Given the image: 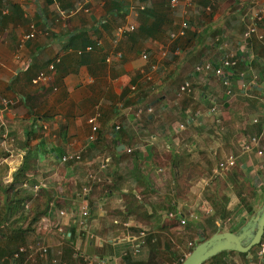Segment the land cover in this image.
<instances>
[{
    "label": "crops",
    "instance_id": "crops-1",
    "mask_svg": "<svg viewBox=\"0 0 264 264\" xmlns=\"http://www.w3.org/2000/svg\"><path fill=\"white\" fill-rule=\"evenodd\" d=\"M259 7L264 0H179L176 6L171 0H0V124L6 122L14 139L10 152L0 146L3 197L27 163L18 191L31 193L44 214L39 226H71L66 234L73 239L79 193L87 173L98 172L102 181L87 197L90 217L83 235L105 254L89 247L83 253L104 257L106 264H154L151 234L158 224L166 231L181 226L182 218L184 227L196 230L195 245L205 230L203 218H213L209 237L239 232L222 231L230 228L229 185L234 177L249 180L264 159L258 154L264 150V21L263 38L244 36ZM61 9L67 16L60 17ZM184 21L185 34L172 38ZM30 22L36 37L19 48ZM123 24L136 29L117 39L115 28ZM144 50L148 60L141 57ZM227 52L237 63L223 76L196 70L209 61L219 65ZM41 72L46 77L35 82ZM187 80L192 90L179 96ZM147 106L153 110L135 114ZM94 125L97 138L89 142ZM79 151L81 162L61 161ZM100 154L109 158L105 170L96 163ZM231 155L235 164L222 168ZM216 178L228 186L219 193L227 197L221 206L214 202L218 181L215 190L209 185ZM239 218L233 228L244 224ZM133 226L145 227L146 237L145 229L133 233ZM140 239V252L125 261L122 251ZM246 257L253 264L250 252Z\"/></svg>",
    "mask_w": 264,
    "mask_h": 264
},
{
    "label": "rangeland",
    "instance_id": "rangeland-1",
    "mask_svg": "<svg viewBox=\"0 0 264 264\" xmlns=\"http://www.w3.org/2000/svg\"><path fill=\"white\" fill-rule=\"evenodd\" d=\"M262 164V167H257V170L249 174V180L244 182L238 177L232 179V183L229 185L231 202L230 228L222 227V231L229 229L241 231L242 226L251 218H254L255 221L258 220V216L264 206V159L262 160ZM217 178L208 183L212 189L215 190L216 186L213 185V183L218 181V197L214 196V202H216L218 206H221L224 205L223 202L227 200V197L219 193H223L222 190H227L228 186H226L224 180L220 182ZM21 183H15L12 187H8L7 197L5 198L3 197V192H0V233H3V241H10L9 243L2 242L0 245L1 247L10 245L12 251H15L20 246L46 245L49 251L45 257L36 255L34 258H28L26 256L20 264H54L52 262L54 258L58 259L57 264H87L82 258L78 257L79 255H75V253L88 252L87 247L95 251V253L105 254L103 250H100L96 245L88 244L86 237H84L85 235H83V232L79 231V229L74 230L78 236H74L73 239H70L67 238L64 233H66V229H71V226H66L63 230H59L56 226L47 228L39 226L40 218L44 214L37 211L35 202L32 201L33 197L31 193H18ZM210 186L208 187L211 190ZM22 197H24V200L19 205L20 198ZM27 204L29 207H26ZM239 209L244 212V215H241L242 212H238ZM224 216L226 219L228 218V216ZM239 216H243L244 224L241 225V228L238 227L239 225L233 228V223L240 219ZM211 217L203 218L205 221V230L202 231L201 237L205 239L209 237V232L212 230L213 218ZM112 223L113 221L111 224ZM114 225L116 224H113V226ZM161 225L162 224H158L156 231L151 234L154 238L156 237V240L152 243L155 248L154 252L156 253L155 263L178 264L181 260L183 261L195 247L194 237H196V230L190 225L184 227L183 225L185 224H181V226L176 228L172 227L170 231H168V229L166 231ZM165 227L168 228V226ZM133 228L134 229L131 230L133 233H138L142 229H145V227L140 226H133ZM122 231L123 230H119L120 235L126 232V230ZM145 232L146 237L148 230L145 229ZM200 240L199 238L197 241ZM227 252L228 253L221 254L213 260H207L203 264H235L231 257H235L240 263H252L249 262L246 255L238 251L231 250ZM250 257H253V264H264V235L261 242L255 245L250 251ZM10 262L11 259L9 256L0 259V264H11Z\"/></svg>",
    "mask_w": 264,
    "mask_h": 264
},
{
    "label": "built area",
    "instance_id": "built-area-1",
    "mask_svg": "<svg viewBox=\"0 0 264 264\" xmlns=\"http://www.w3.org/2000/svg\"><path fill=\"white\" fill-rule=\"evenodd\" d=\"M26 0H21V2H24ZM179 3V0H171V4L172 6H176ZM209 10H211V7H209ZM60 17H65L67 16L66 12L63 11L61 9L60 11ZM264 21V7H259L254 9L253 14H251L250 16V20L247 26V30L244 33V36L248 39L251 38L252 35H258V37L261 39L263 38V35L259 32V25L261 22ZM187 27V22H183L182 23V28L179 32L177 33H172L171 37L172 38H176L178 35H184L185 34V29ZM29 28L30 31L27 33H24L20 39H19V48H22L25 44V42L28 39L34 38L36 37L37 34V29H36V24L34 22H30L29 24ZM136 26L135 24H123V25H119L115 28L114 34L115 37L117 39H121L123 37H125L126 35H128L129 33L135 31ZM100 44V42H98ZM92 45L87 46L86 48L88 50L92 49ZM81 52V51H79ZM167 53L166 50L162 51V55L165 56ZM116 58H122V53L121 52H117L116 53ZM111 55H107V60L110 61L111 60ZM141 57L145 60H148L149 58V53L147 50H144L141 52ZM237 63V58L234 55V53L231 52H227L224 57L221 59L220 64H215L211 61L197 65L196 70L197 71H202V70H214V72L219 75V76H223L224 75V69L225 68H230L232 65ZM50 69H54V65L51 64L50 65ZM157 69V64H152L151 65V70ZM46 77L44 72H41L39 74V76L36 78L35 82H37L38 80L42 79ZM148 78H151L150 74H147ZM225 84H227V81H225ZM132 89L135 90L136 89V85L132 86ZM192 90V84L190 81H185L182 85H180L179 88V92L178 95L182 96L185 93H188ZM230 90H228L229 92ZM1 104H3L6 108L9 105V101L8 99H2L1 100ZM153 109L151 106H147L145 109L143 107H140L138 109L135 110V114L137 116H141L144 111L147 112H151ZM264 118V115H263ZM254 122H259L258 118H255L253 120ZM183 126V125H181ZM0 127L2 128V131L0 132V146L4 147L6 149V151L10 152V148L7 147L8 143L10 142H14L13 137L11 136V132L9 127L7 126L5 121H2L0 124ZM121 128L120 124L115 125V130H119ZM93 132L90 134L89 136V142L91 141H95L96 140V130H97V126H93L92 127ZM251 143L254 145H257L259 143V138L257 135H253L251 137ZM130 151V149L128 150ZM258 154L259 155H264V150L263 149H259L258 150ZM83 160L82 157V153L79 152H70V153H66L61 157V161L63 163H78L81 162ZM108 160L109 158H107L105 156V154H100L97 159H96V163L99 166L100 170H105L108 166ZM235 164V157L234 156H229L226 161H223L220 163V166L222 168L228 169L230 166H233ZM102 181V177L99 175L98 172L96 171H90L87 173L86 176V182L83 184L81 191L79 193L80 198L82 199L81 202V206L79 208V212L77 214V226L79 231H85L88 229V219L90 217V207H89V203L87 201V197L88 195L93 191V188L95 187L96 184H98L99 182ZM39 187V186H38ZM37 186H35V189L38 188ZM26 207H29L28 205H26ZM66 214L65 210H60L59 211V215L60 216H64ZM45 221H47V219L44 217L43 218ZM181 223L185 224L186 223V219L182 218L181 219ZM64 235L67 237V234L64 233ZM144 244V240L140 239L139 241L135 242L129 249H126L125 251H122L121 253V257H125L127 255L133 254L136 255L140 252L141 250V246ZM49 249L48 246L46 245H38V246H34V245H30V246H20L18 251H16L13 255V257L11 258V264H17V260L22 256V254L26 255L28 258H34L36 255H40L42 257L47 256ZM262 253V252H261ZM79 256H81L83 258V260L85 261V263L87 264H106L107 263V259L104 257H99V256H89L84 254L83 252L78 253ZM52 262L54 264L58 263V259L54 258L52 260Z\"/></svg>",
    "mask_w": 264,
    "mask_h": 264
},
{
    "label": "water",
    "instance_id": "water-1",
    "mask_svg": "<svg viewBox=\"0 0 264 264\" xmlns=\"http://www.w3.org/2000/svg\"><path fill=\"white\" fill-rule=\"evenodd\" d=\"M264 235V206L255 221L251 218L242 226L241 231L216 232L208 239L200 236L201 241L186 256L181 264H202L222 251L235 250L249 253L261 242Z\"/></svg>",
    "mask_w": 264,
    "mask_h": 264
},
{
    "label": "trees",
    "instance_id": "trees-1",
    "mask_svg": "<svg viewBox=\"0 0 264 264\" xmlns=\"http://www.w3.org/2000/svg\"><path fill=\"white\" fill-rule=\"evenodd\" d=\"M28 157V156H27ZM26 167H27V163H24V165H22V167H21V170H19L18 172H17V174H16V176H15V179H14V181L11 183V186H13V184H17V183H21V182H23L25 179H26V175H25V173H24V171L26 170ZM1 191H2V189H1ZM18 193H19V191H18ZM20 194V193H19ZM21 197V196H20ZM23 200H24V197H22V198H20V201H19V205H20V203H22L23 202ZM39 212V211H38ZM0 225H1V222H0ZM22 231V230H21ZM2 234L3 233H0V244L2 243V242H6V243H9L10 241H3V237H2ZM73 235V233L71 234V236ZM18 249H19V247L15 250V251H12V249H10V245H8L7 247H1V245H0V259H4V258H7L8 256L10 257V259L13 257V255H14V253L16 252V251H18ZM253 249V248H252ZM251 249V250H252ZM239 252V251H238ZM226 253H228L227 251H222V252H220V253H218L217 255H215V256H213V257H211L210 259H208V260H213V259H215V258H217L218 256H220L221 254H226ZM241 254H244V255H247V253L246 252H240ZM75 255H78V253H75ZM26 257V255H24V254H22V256L16 261L17 262V264H20L23 260H24V258ZM154 257H156L155 256V253L153 252V256H151V258H154ZM80 258H82L81 256H80ZM83 259V258H82ZM125 261H127V262H130V258L129 257H127V256H125ZM206 262V261H205ZM11 263V262H10ZM182 263V260L178 263V264H181ZM154 264H156V263H154ZM203 264V263H202Z\"/></svg>",
    "mask_w": 264,
    "mask_h": 264
}]
</instances>
